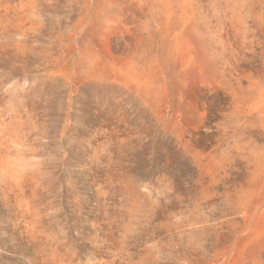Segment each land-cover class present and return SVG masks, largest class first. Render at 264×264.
<instances>
[{"label":"rangeland","instance_id":"rangeland-1","mask_svg":"<svg viewBox=\"0 0 264 264\" xmlns=\"http://www.w3.org/2000/svg\"><path fill=\"white\" fill-rule=\"evenodd\" d=\"M0 264H264V0H0Z\"/></svg>","mask_w":264,"mask_h":264}]
</instances>
